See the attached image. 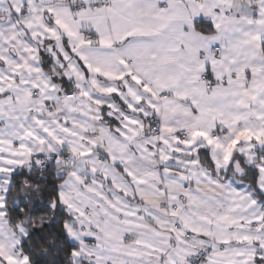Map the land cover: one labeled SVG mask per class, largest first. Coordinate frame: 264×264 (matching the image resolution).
Returning a JSON list of instances; mask_svg holds the SVG:
<instances>
[{
    "label": "snow or ice",
    "instance_id": "1",
    "mask_svg": "<svg viewBox=\"0 0 264 264\" xmlns=\"http://www.w3.org/2000/svg\"><path fill=\"white\" fill-rule=\"evenodd\" d=\"M264 264V0H0V264Z\"/></svg>",
    "mask_w": 264,
    "mask_h": 264
},
{
    "label": "trees",
    "instance_id": "2",
    "mask_svg": "<svg viewBox=\"0 0 264 264\" xmlns=\"http://www.w3.org/2000/svg\"><path fill=\"white\" fill-rule=\"evenodd\" d=\"M42 264H48V262L47 261H44V262H42Z\"/></svg>",
    "mask_w": 264,
    "mask_h": 264
}]
</instances>
